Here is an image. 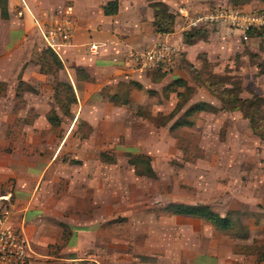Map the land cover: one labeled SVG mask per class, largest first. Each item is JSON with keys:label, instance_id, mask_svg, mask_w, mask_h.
I'll return each mask as SVG.
<instances>
[{"label": "rangeland", "instance_id": "374dc122", "mask_svg": "<svg viewBox=\"0 0 264 264\" xmlns=\"http://www.w3.org/2000/svg\"><path fill=\"white\" fill-rule=\"evenodd\" d=\"M176 13L185 30L206 32L182 38L170 64L122 74L92 93L84 88L88 74L33 35L22 69L0 75V162L10 153L13 166L48 164L43 197L51 194L47 206L61 210V221L54 219L61 240L68 225L90 223V214L102 231L101 264H190L201 252L246 260L264 253V136L242 110L246 99L261 96L251 110L259 107L256 121L264 124V37L250 41L264 26L233 38L232 27L188 25L200 12L183 5ZM198 101L206 109L188 114ZM183 119L190 123H178ZM170 202L208 204L229 215L231 225L219 229L173 213ZM61 240L37 249L70 254ZM37 257L31 264L56 261ZM86 261L76 264H92Z\"/></svg>", "mask_w": 264, "mask_h": 264}, {"label": "crops", "instance_id": "0c3cea01", "mask_svg": "<svg viewBox=\"0 0 264 264\" xmlns=\"http://www.w3.org/2000/svg\"><path fill=\"white\" fill-rule=\"evenodd\" d=\"M108 1L110 0H0V75L8 78L18 65L17 71L22 69V60L29 57L32 35L38 43H44L37 21L68 16L74 23L72 37L69 43L61 46L58 53H54L62 62L82 67V72L91 77L84 81V88L92 93L105 83L114 82L122 74H141L145 69L135 65V57L138 52L151 45L160 41H168L177 47L185 45L182 38L187 26L184 18L176 13L178 6L184 5L192 13H201L216 6L232 5L230 0H162L175 12V25L171 32H160L153 23L152 0H117L116 11L105 13L104 5ZM239 5L264 11L263 0H249ZM231 29L233 38H239L241 33ZM263 37L264 32H260V35L250 38V41L256 39L252 42L258 44V40ZM23 71L24 75L28 74V68ZM11 156L9 153L7 162H0V184L6 182L9 176L14 178L9 189L0 191V208L7 206L10 209L7 222L23 227L30 239L32 253L26 264H31L37 256L42 259L55 258L54 264H76L82 260H87L86 263H100L96 243L102 231L100 227L92 225L90 214V223L77 226L75 222L68 225V237L65 241L61 240V227L56 226L54 221H61V210L57 206H47L49 198H54L51 194L43 197L42 182L48 164H43L42 167L41 164L36 166L28 163L13 166ZM1 196L9 197L8 201ZM71 198L67 197L66 201L69 202ZM60 240L63 241L64 248L71 251L70 254L57 255L39 250ZM78 251L84 253L76 254ZM261 256H249L250 259L246 260L242 254L224 257L216 251L201 252L193 256L190 264H255Z\"/></svg>", "mask_w": 264, "mask_h": 264}, {"label": "built area", "instance_id": "2783aa9c", "mask_svg": "<svg viewBox=\"0 0 264 264\" xmlns=\"http://www.w3.org/2000/svg\"><path fill=\"white\" fill-rule=\"evenodd\" d=\"M180 12L182 8H180ZM185 16V13H182ZM188 25H224L238 30L242 37L247 31L264 26V11H256L241 5H223L210 8L195 17L188 18ZM46 47L58 53L61 46L70 42L74 23L68 16H58L37 21ZM94 46V45H93ZM176 46L168 41L157 42L137 53L135 65L142 69L170 64L176 55ZM10 209L0 208V264H26L32 253L30 239L21 226L7 222ZM255 264H264V254Z\"/></svg>", "mask_w": 264, "mask_h": 264}, {"label": "trees", "instance_id": "16d2710c", "mask_svg": "<svg viewBox=\"0 0 264 264\" xmlns=\"http://www.w3.org/2000/svg\"><path fill=\"white\" fill-rule=\"evenodd\" d=\"M249 0H230L232 5H239L241 3H245ZM264 1V0H263ZM151 5L154 7V20L153 23L156 26V30L160 32H171L174 30L175 25V13L171 11L168 7V5L162 1H152ZM117 9V0H110L104 5V12L105 13H113ZM256 28L249 29L247 31L248 34L252 35L256 30ZM262 31L264 27H261ZM202 30V31H201ZM260 31V32H262ZM200 32H206L205 29L201 27H195L194 31H183V38L184 40L189 39L190 37H196L200 34ZM259 32V33H260ZM52 50V49H51ZM53 51V50H52ZM54 52V51H53ZM162 65V64H160ZM164 65V64H163ZM76 71H83L82 67L74 66ZM180 80V79H178ZM258 98L260 100L261 96H253L252 98L246 99V105H242V110L245 115H247L250 119V124L253 128V130L260 134L261 136H264V133L262 132V129H264V124L258 123L256 120V112L259 111V107L256 106L253 111L251 108L254 107L255 99ZM236 100H240V98L236 97ZM244 101V99H242ZM263 100V99H262ZM258 102V101H257ZM208 106V103L203 101H198L190 105L187 109V113H191L193 111L197 110H203L206 109ZM238 106V105H233ZM246 107V108H245ZM264 115H262V118ZM51 119V118H50ZM190 123V121H186L183 119L182 121H178V123ZM167 209L172 211L173 213L187 215V216H197L202 217L214 224L216 228L219 229H227L231 225V220L229 218V215H222L217 211H214L210 208L208 204L204 203H184V202H170L167 205Z\"/></svg>", "mask_w": 264, "mask_h": 264}]
</instances>
